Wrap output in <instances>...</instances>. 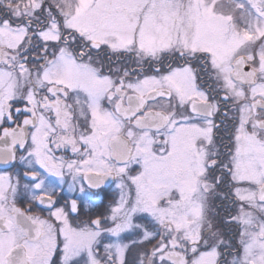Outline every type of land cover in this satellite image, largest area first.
Listing matches in <instances>:
<instances>
[{"label":"snow or ice","instance_id":"obj_1","mask_svg":"<svg viewBox=\"0 0 264 264\" xmlns=\"http://www.w3.org/2000/svg\"><path fill=\"white\" fill-rule=\"evenodd\" d=\"M0 264H264V0H0Z\"/></svg>","mask_w":264,"mask_h":264}]
</instances>
